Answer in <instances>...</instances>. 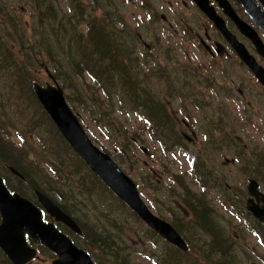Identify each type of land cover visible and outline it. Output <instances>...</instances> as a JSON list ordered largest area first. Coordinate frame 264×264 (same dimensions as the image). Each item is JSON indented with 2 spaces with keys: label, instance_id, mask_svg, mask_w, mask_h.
I'll use <instances>...</instances> for the list:
<instances>
[{
  "label": "rangeland",
  "instance_id": "374dc122",
  "mask_svg": "<svg viewBox=\"0 0 264 264\" xmlns=\"http://www.w3.org/2000/svg\"><path fill=\"white\" fill-rule=\"evenodd\" d=\"M111 3L113 4L114 12L122 15L124 22L126 21L128 25L125 36L122 39L123 43H121L122 48L126 49L127 57V59L123 57V60L125 59L123 64L125 66L131 65L130 68L135 72L137 71V67L146 70L145 73L143 70H140L146 83L143 82L140 76L138 78L139 85L147 89L148 100L153 101L156 103V106H160L163 110H166L170 120H166L167 126H159L155 122V119L148 115L152 119L148 121H153V127L149 130V125L140 122L132 112L128 114L126 111L128 109H120L123 106L120 101H117L116 95L122 91H118V89L111 90L113 92L111 95L114 107L110 106L108 109L110 114H108L104 110L105 107H103V103H107V99L103 97L99 84L96 85L86 77L81 79L72 74H65L62 76V82L58 84L60 86L68 84L65 87L68 89H64L63 91L69 107L79 117L87 136L97 147L111 155L119 167L138 186L141 199L155 216L167 222H172L177 217H181L186 221L185 212L182 210L179 202L181 200L180 190L173 184V179L171 178V176L182 177L185 186L188 187L192 194H195L197 197H203L207 202L209 201L211 206L210 212L215 219L214 224L224 232L223 237L227 240L229 249L231 248V252H229V255H231L230 263L264 264V249L261 245L257 244L251 235L242 231V224L236 220H231L232 215L229 211L225 210L226 203L220 201L219 197L216 196V191L212 195H208V192L199 190L193 182L192 177L186 174L187 168H189L187 159L178 155L161 154L162 147L157 143L161 141L168 148L176 144L187 147V150L195 155L197 162L199 161V166L204 158L214 159L218 157V159L222 160L224 157H228L226 152L222 156H217L213 148L214 144L212 143H209L210 147L206 148L204 138L202 137L207 132L204 121L206 116H214L216 114V105H222L224 122L222 126L224 131L226 129H233L237 134L241 129L244 130V136L239 135L243 139H256L254 136L247 137L249 135L245 132L247 124L243 123L242 120L238 121V114H240L239 109L236 107L239 104L238 100L235 99V95H228L223 91L221 95L223 104H220L219 97L207 91L209 88L214 89L211 85L212 79L208 85H205L199 84L204 81L203 76H200L195 82L192 79L187 82V79L176 80L170 77V73L178 75L184 73L180 70L185 65L184 60L180 58V51L183 50L181 40L175 36L174 32L162 31L161 25L153 22L155 16L153 11L145 10L144 13L140 14L142 21L135 23L133 21L135 13H140L141 11H135L131 7L120 5V0H111ZM41 5L43 6V11L49 5L55 7L59 15L62 16L60 18L63 20L73 18L70 0H0V10L4 14L0 15V27L4 25L6 29H11L10 22H7L4 16L18 23V27L22 30L20 34L22 41L19 40L18 43V46L21 48L15 45L14 52L20 59L22 55L25 63L31 60L27 57L29 54L27 52L29 51V47L33 45L35 35L39 31L38 24H35L39 20V8ZM78 30L83 32L84 27L82 24H80ZM139 37L144 39L148 44H150L151 39H154L155 47L152 49L154 57L140 59L139 54L142 52L145 54V49L142 44L138 45L137 39ZM112 38L116 39L113 36ZM17 51H22V53L19 54ZM117 51H119V47ZM171 57L172 59H170ZM174 57L175 60H173ZM136 58L138 60H135ZM40 60L42 61L43 57H40ZM41 64L39 63V65ZM49 70L52 72L51 68ZM151 71H155L161 79L150 80L148 74ZM32 72H34L33 81L41 85H44L46 82L50 83L40 67L34 69ZM234 72L247 76L246 70L241 66L234 68ZM7 78L6 74H2V82H6ZM68 79H71L72 82H68ZM190 82H192V85ZM191 86L193 90L186 89ZM72 87H75V89ZM106 89L108 90V88ZM81 99L86 104H79L78 100ZM99 109H102L107 115L100 114ZM7 111L10 115L9 119L2 116L0 120L3 121L2 125L14 123L15 129L10 128L15 132L11 134V129L8 126L7 133L9 135L4 137L7 138L6 141L9 144L17 148H23L27 152V156L25 155L24 159L31 163L33 167L30 168V173L34 179L29 178L27 185L18 184V189L31 195L33 186L36 187L37 185V187L43 189V182L47 183L54 190V192L48 195L70 212L71 216L80 225L83 237L89 238L84 244L76 238L72 240L77 246H81L85 250L88 249L91 258L96 264H99V261L101 264H120V260L125 264H155L157 259H159V251L152 243L159 245V247H164L167 243L160 238L149 240L148 229L145 225L129 217L126 210L117 206L118 203L115 201L113 195L107 194L106 189L99 185L100 183L87 176L84 170H81L80 179L74 175L69 181L72 184H76L79 188H84L85 194L72 184L69 187H65L61 179L57 183L51 182L49 178L53 179L54 176L52 175L53 172L49 169V165H52L51 161H53V156L51 155L53 148L48 145L43 148V146L39 145V139H42L43 142H49L50 138L40 133L39 136H36V134H24L25 139H19L16 136L17 131H23L22 125L26 120L21 119L19 114L15 113V110L12 108H7ZM17 117L21 119L19 123L17 122ZM101 119H105L103 121L106 123L105 126L102 125ZM183 121L188 123L191 128H187L188 130H186ZM111 124L113 128L124 131L126 137H118L116 132L110 130ZM182 130L186 131L181 134ZM190 130L194 131L193 136ZM172 133L175 134L177 139L172 138ZM182 135L194 139L195 143L189 146ZM207 139H221V136L215 132L207 134ZM31 147L37 153L40 152L39 154L41 155H35L31 151ZM70 151L72 152L71 149ZM211 161L208 162V165ZM68 167L76 169L71 161L68 162ZM1 172L9 180V173L7 171ZM90 180H92V183H90ZM223 180L231 183L236 181V179H229V171H224ZM45 190L48 191L46 187ZM114 221L116 223L115 227H113ZM86 226L94 227L96 234L101 237L99 238L101 241H103L102 229H105V233L110 238L109 242L106 243L109 252H102L99 245L91 242L93 240L92 231L86 228ZM182 230H184V234L190 243L191 251L189 254L196 256V247L193 244L197 242V237L193 238L185 229ZM105 241L107 240L105 239ZM111 242L116 245L115 249H111ZM249 248L253 249L254 254L250 252ZM111 252L114 253L113 256H111ZM2 255L0 252V264H4V259H6ZM257 258H261V260ZM50 261L51 257L49 253L44 252L43 249H38V257L31 264H50ZM7 262L10 263L9 261ZM190 262L195 261L191 260Z\"/></svg>",
  "mask_w": 264,
  "mask_h": 264
},
{
  "label": "trees",
  "instance_id": "16d2710c",
  "mask_svg": "<svg viewBox=\"0 0 264 264\" xmlns=\"http://www.w3.org/2000/svg\"><path fill=\"white\" fill-rule=\"evenodd\" d=\"M39 10V20H37L35 24H38L39 31L35 35L33 45L29 47V51L27 52L29 53L27 57L31 59L30 62L27 63L23 61L22 55L20 59L14 52L15 45L19 47V40L22 41L20 36L22 30L18 27L17 22L4 16L6 21L10 22L11 29L8 27V29H6L4 25L0 27V117L4 116L6 119H9L10 115L7 108H12L15 110V113L19 114L21 119L26 120L22 125L23 131H17V134L22 139H25L24 134H36V136H39L40 133L50 138L49 142H43L42 139H39V145L43 146V148L47 145L53 148L51 152L53 161H51L52 165H49V169L53 172L52 175L55 179L49 178L51 182L57 183L61 179L62 184L65 187H69L70 184H72L69 179L74 175L80 179L81 170H84L87 176L100 183L98 179L87 170L83 162L70 151L68 145L54 128L46 113L39 106L32 90V84L35 82L33 81L34 72L32 71L41 66L39 63L45 64L48 69H52L51 74L58 83L62 82L63 75L72 74L81 79L86 77L96 85L99 84L103 97L107 99V103H103V107L106 108H104V110H106L108 114H110L108 112L110 106L112 105L114 107V101L111 95L113 92L111 90L114 91L118 89V91H122L116 95L117 101H120L123 106L120 107V109H128L126 110L128 114L132 112L136 117L143 116L147 120V124H149L147 115H150L156 121L160 122V126H167L166 120H170V117L166 110H163L160 106H156V103L153 101L148 100L147 89L139 85L138 78L140 76L143 82L146 83L140 72L142 69L137 67V71L135 72L130 68L131 65L125 66L123 64V61L125 62L127 57L126 53L122 52L123 48L118 40L112 37L108 40L105 33L99 31L94 32L92 35L84 36L81 31L75 30L76 27L72 22V18L66 20L61 19L56 8L50 5L44 9V11L41 5ZM0 15H4L1 10ZM108 33L114 37L117 34H122V31H112ZM118 47L119 51H117ZM17 53L21 54L22 51H17ZM40 57H43L42 61ZM123 57H125L124 60ZM144 71L146 72V70ZM2 74H6L8 77L6 82H2ZM67 81L72 82L71 79ZM67 86L68 84L65 86L61 85V88L63 90L68 89L65 88ZM72 88L75 89V87ZM106 88H108V90ZM78 103L86 104L83 99L78 100ZM99 113L107 115L102 109H99ZM20 118H16L18 123L21 121ZM104 120L105 119H101L102 125L105 126L106 123L103 122ZM2 122L3 121L0 120V163L5 161L9 166L19 171L28 184V179L33 177L30 173L32 165L24 159L25 155L27 156V152H25L23 148L14 147L6 141L7 138L4 136L9 135L7 133L8 126L9 128L15 129V125L11 121L8 125H2ZM152 127L150 123L149 130H151ZM110 130L116 132L118 137H126L124 131L113 128L112 124ZM31 151L35 153V155H41L39 154L40 152L37 153L33 147H31ZM69 161L75 165V170L68 167ZM18 183L20 184V182ZM90 183H92V180H90ZM174 184H176L180 190V205L191 213L189 216L192 218L184 221L181 217H177L171 224L186 242H188V240L182 229L189 232L191 237H197V242L193 244L196 247V256H192L188 254V252L182 253L174 247L164 243L166 245L164 247H159V245L154 246L159 251V259H157L155 264H231L229 261L231 257L229 252H231V248L229 249L228 242L223 237L224 232L214 224L213 215L210 212L208 204H206L203 197H197L195 194H192L185 186L181 177H174ZM44 185L48 191L45 190ZM72 185L85 194L84 188H79L76 184ZM99 185L103 186L102 183ZM33 188L43 191L46 194L54 192V190L44 182L43 189H40L37 185L36 187L33 186ZM15 189L30 200L34 197L33 193L28 195L19 190L18 187ZM119 204L123 210L127 211L129 217L137 220L123 204ZM60 207L63 211L71 215L64 206L60 205ZM115 225L116 223L114 221L113 227H115ZM86 228L95 231V228L92 226H86ZM102 233H105V229H102ZM147 233L149 235V240H152V238L155 239L154 234L149 231ZM102 237L103 241L99 239L101 238L100 236L96 235L91 242L95 245H99L102 252H109L106 243L109 242L110 238L107 234ZM105 239L107 241H105ZM188 244L190 252V243L188 242ZM115 246L116 245L111 242V249H115ZM43 251L47 252L44 249ZM49 255L52 257L50 253ZM113 255L114 253L111 252V256ZM191 260L195 262H190ZM4 264L10 263L4 259ZM99 264H101L100 261ZM120 264L125 263H122L120 260Z\"/></svg>",
  "mask_w": 264,
  "mask_h": 264
},
{
  "label": "flooded vegetation",
  "instance_id": "af4514ba",
  "mask_svg": "<svg viewBox=\"0 0 264 264\" xmlns=\"http://www.w3.org/2000/svg\"><path fill=\"white\" fill-rule=\"evenodd\" d=\"M70 1L75 30H78L80 24H82L85 33L83 35L89 36L99 31L105 33L108 40L112 37L108 32L122 31V34H117L114 37L119 43H123L122 39L128 25L126 21L124 22L122 15L114 12L111 0ZM226 1L241 20L248 22L244 11L234 0ZM120 3V5L131 7L135 11H141L135 13L133 19L135 23L142 21L140 14L144 13L145 10L153 11L155 15L153 22L159 23L162 31L174 32L175 36L181 40L183 50L180 51V58L184 60L186 65L180 70L186 74L173 73V79H187V82L192 79L195 82L200 76H203L204 81L199 84L208 85L212 79L211 85L214 89L209 88L207 91L210 94H216L220 99V104H223L221 98L223 91L228 95H235L236 100H238L239 104L236 105L240 112L238 121L242 120L243 123L247 124L245 130L249 134L247 137L254 136L256 139H243L239 135L244 136V130L241 129L237 134L233 129L224 131L222 126L224 123L223 106L216 105V114L205 117L204 126L207 132L202 137L206 148H209V143H212L217 156H222L226 152L228 157H224L222 160L218 157L214 159L204 158L202 161L205 165L212 160L209 164L212 167H206L207 180H214L212 182L213 189L208 192V195H212L216 191V196L219 197L220 201L233 208L235 216H232L231 220H236L242 224V231L251 235L257 244L264 249V89L239 61L222 33L197 8L192 0H120ZM207 3L212 7L215 15L223 21L229 34L242 43L245 50L255 58L264 70V61L255 56L251 42L239 34L231 19L224 14L223 10L213 0H207ZM259 6L264 10L261 5ZM259 36L263 41L264 36L262 34ZM138 41V45L142 44L148 52L155 47L154 39H151L150 44L146 43L141 37ZM122 52L126 53V49H122ZM183 52L184 54H182ZM240 66L246 70L247 76L234 72V68ZM190 84L192 85V82ZM186 89L193 90V87ZM183 123L186 130L191 128L185 121ZM186 130H182L181 134ZM190 132L193 136L194 131L190 130ZM215 132L221 136V139H207V134ZM183 137L189 145L192 146L195 143L194 139ZM203 162H201V165ZM4 168L9 173V180L1 173L2 179L6 180L5 182L3 179V182L9 191L27 199L15 189L19 184L18 182L24 185L27 184L23 175L12 166L5 165ZM224 171H229V179H236V181L233 183L224 181ZM219 177L221 178L219 179ZM36 190L35 188L32 189L34 200H27L41 209L46 220L53 223L59 230L73 238H80L83 233L78 236L63 224L54 222L43 211L42 206L37 201ZM204 201L211 209L209 201L207 202L205 199ZM182 210L185 212L186 220L192 218L189 216L191 215L190 212L185 208H182ZM91 235L93 237L97 235L96 230L92 231ZM103 235H106V233H102ZM88 239L85 236L82 242L85 243ZM249 250L254 254L253 249L249 248ZM257 259L261 260V258Z\"/></svg>",
  "mask_w": 264,
  "mask_h": 264
},
{
  "label": "water",
  "instance_id": "95a60500",
  "mask_svg": "<svg viewBox=\"0 0 264 264\" xmlns=\"http://www.w3.org/2000/svg\"><path fill=\"white\" fill-rule=\"evenodd\" d=\"M195 1L198 5H202L201 0ZM217 2L220 7L228 9L224 0H217ZM238 2L245 6L244 1L238 0ZM202 9L216 23L212 10L203 7ZM238 56L251 68L252 63L240 46H238ZM41 67L53 84H45V86L33 84L34 94L65 141L85 162L86 167L149 229L169 244L186 251L185 242L179 234L168 223L151 213L140 198L135 184L119 169L108 154L99 150L90 141L77 117L68 107L63 90L52 78L47 67L45 65ZM36 196L38 203L55 222H60L74 233L80 234L76 223L49 197L41 192H36ZM0 217V250L11 264H27L36 256V250L27 244L26 236L34 244L42 245L55 255L51 264H94L84 251L77 248L52 223H44L41 211L36 206L17 194L10 195L1 180Z\"/></svg>",
  "mask_w": 264,
  "mask_h": 264
}]
</instances>
